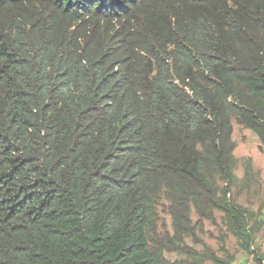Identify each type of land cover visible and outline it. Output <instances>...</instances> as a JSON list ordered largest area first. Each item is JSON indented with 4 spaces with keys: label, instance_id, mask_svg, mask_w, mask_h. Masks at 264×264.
Returning a JSON list of instances; mask_svg holds the SVG:
<instances>
[{
    "label": "trees",
    "instance_id": "16d2710c",
    "mask_svg": "<svg viewBox=\"0 0 264 264\" xmlns=\"http://www.w3.org/2000/svg\"><path fill=\"white\" fill-rule=\"evenodd\" d=\"M233 122L264 147V0H0V264H228L186 240L262 226Z\"/></svg>",
    "mask_w": 264,
    "mask_h": 264
},
{
    "label": "rangeland",
    "instance_id": "374dc122",
    "mask_svg": "<svg viewBox=\"0 0 264 264\" xmlns=\"http://www.w3.org/2000/svg\"><path fill=\"white\" fill-rule=\"evenodd\" d=\"M232 139L236 147L234 155L237 159L235 175L239 180L236 187L231 190L230 199L236 204L251 211L259 212L260 220L263 222L259 231L254 235L253 243L248 251H243L237 244L236 239L226 232L221 221L220 213H215L214 222L203 221L201 229L195 230L199 242L193 243L186 240L188 246L196 252L202 253L203 246L214 252L216 257L228 264H264V147L261 146L257 137L248 129L233 122ZM250 158L255 183L246 188L243 185L244 161ZM192 222L197 221L196 215L192 212ZM159 230H166L171 233L170 219L163 208H159ZM163 231V230H162ZM164 258L169 261L183 260V255L176 253H164ZM257 258H261L260 262ZM204 264H214L204 262Z\"/></svg>",
    "mask_w": 264,
    "mask_h": 264
}]
</instances>
